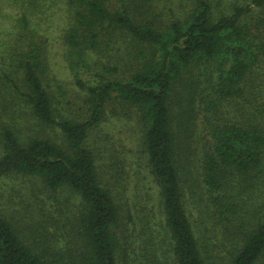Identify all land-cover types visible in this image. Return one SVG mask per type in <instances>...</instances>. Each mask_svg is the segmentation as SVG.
Returning a JSON list of instances; mask_svg holds the SVG:
<instances>
[{
	"label": "trees",
	"instance_id": "obj_1",
	"mask_svg": "<svg viewBox=\"0 0 264 264\" xmlns=\"http://www.w3.org/2000/svg\"><path fill=\"white\" fill-rule=\"evenodd\" d=\"M54 9L75 112L38 32ZM109 107L135 119L161 209L133 263L260 264L264 0H0V199L21 178L50 201L42 221L0 203V264H129L124 189L88 144Z\"/></svg>",
	"mask_w": 264,
	"mask_h": 264
},
{
	"label": "rangeland",
	"instance_id": "obj_2",
	"mask_svg": "<svg viewBox=\"0 0 264 264\" xmlns=\"http://www.w3.org/2000/svg\"><path fill=\"white\" fill-rule=\"evenodd\" d=\"M49 14L42 18V21L40 20L38 31L46 40L49 84L53 92L56 90V84L66 91V100L71 106L65 107V110L70 108L69 112H75L82 107L83 93L74 86L72 75L63 57L65 52L61 41V31L64 27L63 10L54 9ZM121 113L115 107L106 109L103 121L90 134L88 144L97 149L99 165L106 168L109 175H114L119 186L121 185L124 189L122 199L123 202L128 203L125 211L129 210L131 215L130 219H124L126 233L124 230L123 234L127 235L129 264H134L133 260L140 259L144 248V241L140 237L142 224L154 230L157 234V239L154 238V241H157L158 245L162 240L161 209L157 188L146 168V158L140 147L141 135L138 133L135 119L124 117ZM35 183L33 180L21 178L6 180L1 186V205L8 210H13V213L17 211L22 221L30 220L29 217H23L27 214L36 220L35 215L41 214L40 208H43L45 212L48 211L46 207L49 206L50 201L39 190V184ZM66 197L67 195L64 194L60 199L64 200ZM42 217L38 216V220L42 221ZM138 217H144V219L139 221ZM222 242H224L223 239ZM222 242L217 240L214 243H218L221 248ZM226 248L228 244L222 251L218 249L220 258L224 257ZM260 264H264V259Z\"/></svg>",
	"mask_w": 264,
	"mask_h": 264
}]
</instances>
